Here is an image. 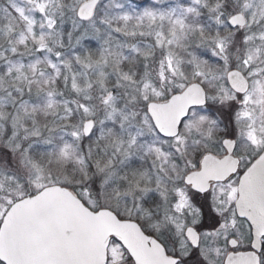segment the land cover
<instances>
[{"label": "snow or ice", "instance_id": "6c2138e0", "mask_svg": "<svg viewBox=\"0 0 264 264\" xmlns=\"http://www.w3.org/2000/svg\"><path fill=\"white\" fill-rule=\"evenodd\" d=\"M0 264H264V0H0Z\"/></svg>", "mask_w": 264, "mask_h": 264}]
</instances>
